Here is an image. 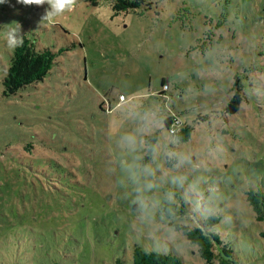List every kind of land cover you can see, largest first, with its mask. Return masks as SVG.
I'll return each instance as SVG.
<instances>
[{
    "label": "rangeland",
    "instance_id": "374dc122",
    "mask_svg": "<svg viewBox=\"0 0 264 264\" xmlns=\"http://www.w3.org/2000/svg\"><path fill=\"white\" fill-rule=\"evenodd\" d=\"M112 2L77 0L52 19L47 4H0V201L11 219L65 212L85 242L116 236L111 249L77 251V264H113L134 244L204 264L174 226L190 220L174 210L183 202L195 222L219 216L213 229L242 264H264V220L247 199L264 177V0H145L118 13ZM19 28L57 60L6 95L8 33ZM236 76L244 98L231 113ZM172 112L187 139L165 125ZM26 143L34 149L18 156Z\"/></svg>",
    "mask_w": 264,
    "mask_h": 264
},
{
    "label": "trees",
    "instance_id": "16d2710c",
    "mask_svg": "<svg viewBox=\"0 0 264 264\" xmlns=\"http://www.w3.org/2000/svg\"><path fill=\"white\" fill-rule=\"evenodd\" d=\"M93 1L97 3V0ZM142 3H145V0H113L112 7L115 13H118L139 7ZM22 37L23 44L13 48L7 73L2 80L6 95L15 94L19 89L44 79L57 60V51L53 48L48 46L38 48L28 36L23 35ZM163 83L165 84L164 80ZM234 83L237 86L236 91L226 107V110L231 113L241 108L244 98L238 76ZM162 94L163 92H160L159 95L162 96ZM172 122L173 115L170 113L165 116V125L169 130ZM180 127L172 133L177 134L179 139H187L190 136L189 128L182 124ZM147 138L149 140L148 149L151 153L158 139L157 133ZM32 149L34 145L26 143L16 153L20 156L26 152L27 155L28 152H32ZM175 161L174 157L169 156L167 164L170 165ZM56 167L52 166V169ZM57 178L65 179L63 185L68 188H78L72 175L60 174ZM247 199L256 219L264 220V177L257 186L247 190ZM174 206L176 207L175 212L178 214L181 212L190 218L187 222L174 223L175 228L181 229L187 238L197 245L204 264H242L231 242L223 239L213 229L220 221L218 215L212 214L207 218H199L198 223L191 219V214L188 213L189 210L184 202L181 206L178 203ZM33 216L35 215L19 214L11 219L10 213L0 201V264H77L74 261L77 260L76 252L80 249L88 251L90 256L96 250L104 251L113 247L112 242L116 236L111 231H108L106 235L95 231L85 242L80 238V234L84 235L82 222L67 216L65 212L42 216L41 220H38L37 216L34 219ZM262 235H264V230ZM122 253L113 259V264H187L177 253L144 248L138 244H134L130 249L126 248V254ZM88 263L90 264L91 260Z\"/></svg>",
    "mask_w": 264,
    "mask_h": 264
},
{
    "label": "clouds",
    "instance_id": "9594fccd",
    "mask_svg": "<svg viewBox=\"0 0 264 264\" xmlns=\"http://www.w3.org/2000/svg\"><path fill=\"white\" fill-rule=\"evenodd\" d=\"M6 0H0V4L5 3ZM17 3L23 5H36L43 6L47 4L48 9H45V14L43 18L52 19L56 16L62 15L65 12L71 11L77 4V0H17ZM9 36V46L10 47H20L23 44V37L21 34V29H11L8 33ZM187 159V158H185ZM153 185L149 184L148 187L151 188Z\"/></svg>",
    "mask_w": 264,
    "mask_h": 264
},
{
    "label": "built area",
    "instance_id": "2783aa9c",
    "mask_svg": "<svg viewBox=\"0 0 264 264\" xmlns=\"http://www.w3.org/2000/svg\"><path fill=\"white\" fill-rule=\"evenodd\" d=\"M168 85L165 83L164 84V88H167ZM126 99V96L124 94H120V101H123ZM172 115H173V122L170 126V131L171 132H175L176 131V127L177 126H180L181 124V120L179 118V116L175 113V112H172Z\"/></svg>",
    "mask_w": 264,
    "mask_h": 264
}]
</instances>
